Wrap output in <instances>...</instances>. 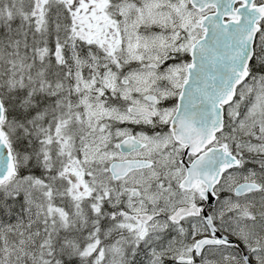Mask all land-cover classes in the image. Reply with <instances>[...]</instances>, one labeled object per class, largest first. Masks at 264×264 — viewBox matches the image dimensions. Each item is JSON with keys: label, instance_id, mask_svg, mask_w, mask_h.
Here are the masks:
<instances>
[{"label": "snow or ice", "instance_id": "snow-or-ice-1", "mask_svg": "<svg viewBox=\"0 0 264 264\" xmlns=\"http://www.w3.org/2000/svg\"><path fill=\"white\" fill-rule=\"evenodd\" d=\"M0 264H264V0H0Z\"/></svg>", "mask_w": 264, "mask_h": 264}]
</instances>
